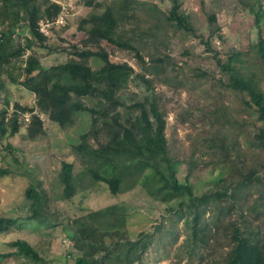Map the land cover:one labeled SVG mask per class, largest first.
I'll list each match as a JSON object with an SVG mask.
<instances>
[{"label":"rangeland","instance_id":"rangeland-1","mask_svg":"<svg viewBox=\"0 0 264 264\" xmlns=\"http://www.w3.org/2000/svg\"><path fill=\"white\" fill-rule=\"evenodd\" d=\"M260 1L263 9L258 26L264 35V0ZM47 2L60 4L61 12L54 24L46 26L39 21L46 39L25 48L3 67L1 74L5 90L0 91V114L4 112L5 117L0 134V217L15 222L8 230L0 229V264H75L77 257H97L103 248L101 241L115 251L125 242L140 244L145 240L147 248L139 264H194L205 251L191 239L193 209L186 203L178 205L187 200L186 194L160 199L138 184L129 185L128 180L123 182L121 191L112 194L106 183L93 180L86 170L87 166L93 167V162L82 161L73 149L79 136L90 130L91 115L77 112L72 124L60 127L35 106L34 93L18 82L23 79V66L30 53L48 67L75 58L73 52L85 46L92 50L101 48L112 62H126L134 70L133 75L148 80L147 90L135 76L122 91V99L126 106H133L128 109L132 113L146 96L153 95L165 120L167 155L174 161L178 181L189 183L195 194H202L238 182L249 170L264 179V139L259 131L264 120L247 104L249 97L245 92L225 85L228 74L219 68L213 52L200 39L209 40L221 61H225L230 49L242 52L244 66L259 76L260 86L264 87L263 68L249 50L258 35L250 5L255 10L258 5L254 0H179L180 9L195 28L194 34L167 22L170 0ZM108 6L126 14L120 21L122 31L133 41L142 61L133 50L104 40L93 45L88 34L78 29L81 18L101 13ZM208 14H214L212 25L217 29L209 38ZM156 18L160 21L158 28L152 27ZM154 58L161 62L151 69ZM88 63L93 69L101 65L96 57L89 58ZM20 108L26 111L20 112ZM14 112H18L19 131L13 135L10 128ZM32 115L37 116L39 123L32 122ZM88 142L96 146L93 137H88ZM62 161L73 166L74 191L68 198L62 196L58 177ZM128 161L133 163L134 158L129 156ZM28 186L43 196L41 218L31 216L24 194ZM234 191V199L212 196L207 204H202L200 220L210 227L215 222L225 226L239 219L238 208H243V201L247 202L248 218L264 217V182L255 180ZM76 229L88 234L89 239L76 240ZM222 235L224 232L220 231L219 242L208 253L207 264H213L212 259L227 248ZM17 239L27 242L38 257L18 254L11 245ZM117 253L109 259L105 257L104 263L125 264L122 256L115 258Z\"/></svg>","mask_w":264,"mask_h":264},{"label":"trees","instance_id":"trees-1","mask_svg":"<svg viewBox=\"0 0 264 264\" xmlns=\"http://www.w3.org/2000/svg\"><path fill=\"white\" fill-rule=\"evenodd\" d=\"M250 5L255 15V23L262 16V2L254 0ZM61 12V6L55 2L45 0H0V91L5 90V82L2 78L3 67L22 54L25 48H29L34 41L41 44L46 39L38 30L39 21L53 23ZM126 17L123 11L112 6L106 7L101 13H89L79 21L78 29L88 34V40L93 45H98L101 40L110 45L131 49L135 56L142 61L138 49L133 41L125 36L120 21ZM167 22L195 34V28L189 21V17L180 9L179 0H170V7L165 16ZM157 19V18H156ZM208 38L215 34L212 25L215 21L214 14H208ZM157 19L152 27L158 28ZM255 43L249 50L254 55L255 61L264 71V35L260 32ZM24 33V34H22ZM23 35V36H22ZM222 39L220 34H216ZM22 37V38H21ZM18 38V39H17ZM201 41L207 49L213 52L219 68L228 74L226 86L245 92L258 117L264 120V87L260 86V78L255 72L244 66L245 59L242 52L230 49L225 61H221L218 51L210 47L209 40ZM41 46V45H39ZM75 58L63 63L43 67L34 54H28L23 66V79L18 83L35 95V106L48 118L60 127H66L73 123L75 114L83 111L91 115V127L87 132L79 136V142L73 146L75 153L82 161L93 162V167L86 170L93 180L107 184L109 191L115 194L121 191L123 182L128 180L129 185H140L152 197L163 199L172 194L181 196L186 194V201H179L178 205L187 204L193 209L191 217V239L205 254L199 256L194 264H207V256L215 250V244L221 237L225 238L227 248L213 258V264H264V217L260 215L248 216L247 202L243 201V208H238L239 219L232 220L225 226L215 222L214 227L202 222L199 207L207 204L212 196H222L234 199L235 189L248 186L257 180L263 183L261 174L255 170H249L244 177L235 183H230L222 189L213 192L195 194L192 186L187 182H180L175 176V164L167 155L166 139L164 136L165 120L159 111L153 95H148L138 109L132 113L122 99V91L126 89L134 77H139L145 89H149V82L143 76L133 75V69L126 62H112L108 54L101 48L92 50L85 46L81 50L73 52ZM96 57L101 65L93 69L88 59ZM160 58L151 59V69H156L160 64ZM87 99V103L86 102ZM89 102V103H88ZM91 103V104H90ZM90 104V105H89ZM20 108V112H25ZM0 114V134L3 133L5 113ZM126 113V114H124ZM32 122H38L36 115H32ZM18 112H14L11 118V134L17 133ZM31 126L27 129L29 135ZM261 138L264 139V127L260 128ZM88 137H93L96 146L88 142ZM129 156L134 158L129 163ZM70 162L62 161L58 173L62 183V196L68 198L73 190V171ZM119 169L118 172L115 170ZM25 198L29 202V210L33 218H41L44 208L43 196L32 186L25 189ZM15 221L10 218L0 217V229L8 230ZM88 234H83L76 229V240L89 239ZM17 248L16 252L27 257H38L35 250L24 240H15L11 244ZM103 245V250L97 252V257H77L75 264H105V257L109 259L115 251L117 260L121 258L125 264H133L141 260V255L147 248L146 240L142 243L125 242L118 250L111 251ZM139 249V250H138Z\"/></svg>","mask_w":264,"mask_h":264},{"label":"built area","instance_id":"built-area-1","mask_svg":"<svg viewBox=\"0 0 264 264\" xmlns=\"http://www.w3.org/2000/svg\"><path fill=\"white\" fill-rule=\"evenodd\" d=\"M56 20H57V19H56ZM56 20H55V21H56ZM55 21H54V22H55ZM54 22H53V23H49V22L46 21V22H43V23H44L46 26H48L49 24H54ZM38 30H39V32H41L43 35H45V34L40 30L39 26H38Z\"/></svg>","mask_w":264,"mask_h":264}]
</instances>
